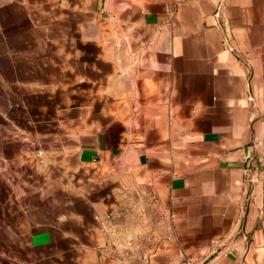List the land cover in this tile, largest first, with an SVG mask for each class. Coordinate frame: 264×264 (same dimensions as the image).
<instances>
[{
  "label": "crops",
  "instance_id": "1",
  "mask_svg": "<svg viewBox=\"0 0 264 264\" xmlns=\"http://www.w3.org/2000/svg\"><path fill=\"white\" fill-rule=\"evenodd\" d=\"M186 258L264 264V0H0V264Z\"/></svg>",
  "mask_w": 264,
  "mask_h": 264
},
{
  "label": "built area",
  "instance_id": "2",
  "mask_svg": "<svg viewBox=\"0 0 264 264\" xmlns=\"http://www.w3.org/2000/svg\"><path fill=\"white\" fill-rule=\"evenodd\" d=\"M245 172H246V176H247L249 184L250 185H255L256 184V180H255V175L252 172V169L248 166L246 168ZM217 245H219V244H216V246ZM183 264H209V260L206 259L204 261H195V260L186 258V259H184Z\"/></svg>",
  "mask_w": 264,
  "mask_h": 264
}]
</instances>
